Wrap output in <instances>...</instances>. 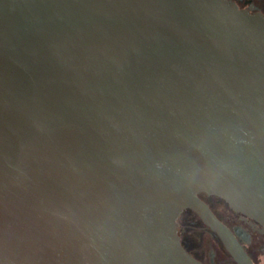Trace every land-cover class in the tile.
I'll use <instances>...</instances> for the list:
<instances>
[{
  "label": "water",
  "instance_id": "obj_1",
  "mask_svg": "<svg viewBox=\"0 0 264 264\" xmlns=\"http://www.w3.org/2000/svg\"><path fill=\"white\" fill-rule=\"evenodd\" d=\"M201 191L264 225L262 14L0 0V264H199L177 219Z\"/></svg>",
  "mask_w": 264,
  "mask_h": 264
},
{
  "label": "flooded vegetation",
  "instance_id": "obj_2",
  "mask_svg": "<svg viewBox=\"0 0 264 264\" xmlns=\"http://www.w3.org/2000/svg\"><path fill=\"white\" fill-rule=\"evenodd\" d=\"M240 9L264 16V0H230ZM212 215L229 229L253 264H264V225L235 210L221 196L206 191L198 193ZM187 207L177 219V233L184 249L199 264H241L227 247L209 214Z\"/></svg>",
  "mask_w": 264,
  "mask_h": 264
}]
</instances>
